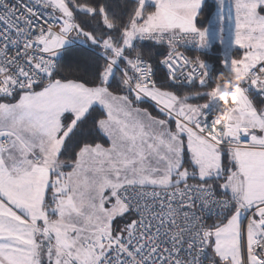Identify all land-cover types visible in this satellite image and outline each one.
Wrapping results in <instances>:
<instances>
[{"label": "snow or ice", "instance_id": "1", "mask_svg": "<svg viewBox=\"0 0 264 264\" xmlns=\"http://www.w3.org/2000/svg\"><path fill=\"white\" fill-rule=\"evenodd\" d=\"M203 2L0 0V264H264V0L226 94Z\"/></svg>", "mask_w": 264, "mask_h": 264}, {"label": "rangeland", "instance_id": "2", "mask_svg": "<svg viewBox=\"0 0 264 264\" xmlns=\"http://www.w3.org/2000/svg\"><path fill=\"white\" fill-rule=\"evenodd\" d=\"M206 5H203L200 10V13L204 10L202 18L200 19L201 24H204L203 26H201V28L207 27L210 36L209 43L206 45V52H220L223 55V61H229V65H225L224 63V65L229 68L232 56H238L240 54L238 51V46H235L233 43V24L231 21H220L219 17L222 14L221 0H213ZM223 8L224 14H226L228 10L227 0H224ZM203 20L206 23H203ZM217 48H219L218 51H216Z\"/></svg>", "mask_w": 264, "mask_h": 264}, {"label": "trees", "instance_id": "3", "mask_svg": "<svg viewBox=\"0 0 264 264\" xmlns=\"http://www.w3.org/2000/svg\"><path fill=\"white\" fill-rule=\"evenodd\" d=\"M118 2H120V0H118ZM207 6V5H206ZM204 10L201 11L200 16L198 17L197 23L200 25V19L202 18V14H203ZM203 23H206L203 20ZM202 25V24H201ZM204 25V24H203ZM159 54L162 56L163 54H165L166 49L164 47H159L158 49ZM190 56H194V55H200L209 66H211V70H210V79H209V84L207 86V88L205 89H201L198 86L195 88H190L188 89V91H207V90H211V88L215 87L216 85H220L223 86L225 84L226 80H229L231 72L228 68H226L224 66L223 63V55L220 52L214 53H208V52H201V51H189L188 52ZM164 73L165 70L163 69V67L161 66L158 69L157 72V76L160 79L164 78ZM213 77V79H212ZM258 100H260L258 97H256ZM193 102H202V101H193ZM140 107L142 108H147L150 112H152L153 115H159V113L156 111V109L149 103H144L141 104ZM102 143L105 144V146H107V140H102Z\"/></svg>", "mask_w": 264, "mask_h": 264}, {"label": "built area", "instance_id": "4", "mask_svg": "<svg viewBox=\"0 0 264 264\" xmlns=\"http://www.w3.org/2000/svg\"><path fill=\"white\" fill-rule=\"evenodd\" d=\"M199 49H200V47L195 42H193V43L189 44L187 49H185L184 51H186V53L189 55V53H188L189 51H199ZM261 101L264 103V99H261ZM215 106H216V102H214L213 105L210 106L209 111H211V108L215 107ZM210 119H211V117H210Z\"/></svg>", "mask_w": 264, "mask_h": 264}, {"label": "crops", "instance_id": "5", "mask_svg": "<svg viewBox=\"0 0 264 264\" xmlns=\"http://www.w3.org/2000/svg\"><path fill=\"white\" fill-rule=\"evenodd\" d=\"M212 1H213V0H204L203 5L205 6L207 3L212 2ZM197 24H198V23H197ZM198 26L201 27V26H203V25H201V24L199 25V24H198ZM218 50H219V48L216 49V51H218ZM199 51H201V52H204V51H205V52H206V46L201 47ZM224 66H225V65H224ZM208 67H209L210 70H211V66L208 65ZM225 67H226V66H225ZM226 68H228V67H226ZM228 69H229V68H228ZM230 77H231V75H230ZM258 98H259V97H258ZM255 99H256V102H257L258 104H264V103L261 101L260 98H259L260 100H258L257 98H255Z\"/></svg>", "mask_w": 264, "mask_h": 264}, {"label": "clouds", "instance_id": "6", "mask_svg": "<svg viewBox=\"0 0 264 264\" xmlns=\"http://www.w3.org/2000/svg\"><path fill=\"white\" fill-rule=\"evenodd\" d=\"M230 80H231V78H229V80H226L225 84L223 85V90H224L225 94L227 93L228 89L232 86Z\"/></svg>", "mask_w": 264, "mask_h": 264}]
</instances>
